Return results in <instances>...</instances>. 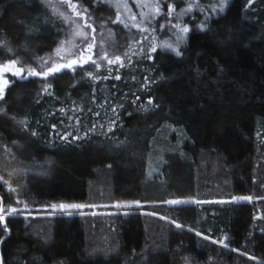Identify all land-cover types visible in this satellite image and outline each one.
<instances>
[{"label": "trees", "instance_id": "trees-1", "mask_svg": "<svg viewBox=\"0 0 264 264\" xmlns=\"http://www.w3.org/2000/svg\"><path fill=\"white\" fill-rule=\"evenodd\" d=\"M63 28L0 0V63L23 68L0 103V264H264V0L209 9L176 51L21 79Z\"/></svg>", "mask_w": 264, "mask_h": 264}, {"label": "rangeland", "instance_id": "rangeland-1", "mask_svg": "<svg viewBox=\"0 0 264 264\" xmlns=\"http://www.w3.org/2000/svg\"><path fill=\"white\" fill-rule=\"evenodd\" d=\"M99 1L114 8L115 16L110 21L96 20L88 12L87 7L76 0H43L63 21L65 29L59 30L61 32L58 41L52 50L36 58L35 65L26 70L44 72L50 68L60 67V70L50 73L53 77L65 69L70 72L79 69L86 60H88L86 63L91 62L99 65L110 61L122 65L134 56L151 54L156 47H165L176 51L188 32H184L182 29L189 30L193 21H199V18L208 15L209 9L212 11L222 9L227 0ZM114 24H120L128 30L129 40L123 48L115 39ZM69 63L72 64L67 66ZM51 76L40 78L47 81L51 79ZM4 88L0 87V95ZM7 89L5 88V94ZM2 101L3 98H0V103ZM234 199L248 200L249 197L238 196ZM191 200L193 199H183V201ZM60 205L83 207L82 203L65 201L56 203L52 207L54 210L60 211L77 209H61ZM118 205L128 207L138 205V202L123 201Z\"/></svg>", "mask_w": 264, "mask_h": 264}, {"label": "water", "instance_id": "water-1", "mask_svg": "<svg viewBox=\"0 0 264 264\" xmlns=\"http://www.w3.org/2000/svg\"><path fill=\"white\" fill-rule=\"evenodd\" d=\"M72 63L67 64V66L71 65ZM66 66V65H65ZM58 68V67H57ZM57 68H50V69H57ZM50 69L45 70L44 72H38L36 70L34 71H27L25 72L24 76L21 77V79H28L29 77H40V76H48L51 72ZM60 70V67L58 68ZM23 71V68L15 67L13 62L0 64V87H5L6 89L11 85V81L7 75L3 76V73H21ZM35 72L36 74L33 75L32 73ZM45 73H48V75H44ZM19 76V75H17ZM6 82V83H5ZM5 88L2 89V93L0 95V98H3L5 96Z\"/></svg>", "mask_w": 264, "mask_h": 264}, {"label": "snow or ice", "instance_id": "snow-or-ice-1", "mask_svg": "<svg viewBox=\"0 0 264 264\" xmlns=\"http://www.w3.org/2000/svg\"><path fill=\"white\" fill-rule=\"evenodd\" d=\"M171 11V10H170ZM182 31H184V32H187L188 31V29L187 28H184V29H182ZM177 55H179V53L177 52ZM117 59H119V58H117ZM115 61H110V63H114ZM13 63H15V62H13ZM59 69L57 68V69H50V72H55V71H58ZM17 75H19L20 73L19 72H17L16 73ZM33 75H35L36 73L35 72H33L32 73ZM44 75H48V73H45ZM6 83V82H5ZM173 203H179L178 201H174ZM78 207H81V206H79V205H60V208L61 209H73V208H78ZM12 212H16L17 210L16 209H12L11 210ZM69 214H71V213H69ZM4 219V217H2V216H0V220H3Z\"/></svg>", "mask_w": 264, "mask_h": 264}, {"label": "flooded vegetation", "instance_id": "flooded-vegetation-1", "mask_svg": "<svg viewBox=\"0 0 264 264\" xmlns=\"http://www.w3.org/2000/svg\"><path fill=\"white\" fill-rule=\"evenodd\" d=\"M3 75L4 76L7 75L9 77L10 81H12L13 78H17V74L16 73L7 72V73H3ZM19 75H21V74H19Z\"/></svg>", "mask_w": 264, "mask_h": 264}]
</instances>
